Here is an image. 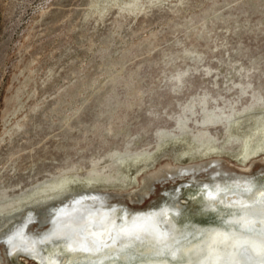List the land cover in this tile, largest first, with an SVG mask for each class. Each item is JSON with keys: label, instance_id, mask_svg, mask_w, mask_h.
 I'll list each match as a JSON object with an SVG mask.
<instances>
[{"label": "rangeland", "instance_id": "obj_1", "mask_svg": "<svg viewBox=\"0 0 264 264\" xmlns=\"http://www.w3.org/2000/svg\"><path fill=\"white\" fill-rule=\"evenodd\" d=\"M213 161L264 180V0H0V233L83 192L173 204L190 179L117 197ZM203 188L183 190L186 232L229 215L201 208ZM137 253L110 264L169 258Z\"/></svg>", "mask_w": 264, "mask_h": 264}, {"label": "bare ground", "instance_id": "obj_2", "mask_svg": "<svg viewBox=\"0 0 264 264\" xmlns=\"http://www.w3.org/2000/svg\"><path fill=\"white\" fill-rule=\"evenodd\" d=\"M255 165L232 177L231 170H224L219 161L165 169L149 178L146 195H138L141 189L129 197H117L141 205L156 193L158 185L190 179V184L175 191L173 204L148 211L126 210L112 204L116 197L108 195L91 198L94 193L76 194L64 205H50L24 217L20 213L7 217L13 227L0 233V243L6 248L7 259L27 255L42 264H110L116 259L137 258L139 248L151 255H169L143 264H264V180L248 175ZM204 174L209 181L201 180ZM194 185L204 187L191 194L202 209L229 215L221 225L198 226L201 228L193 234L177 219L182 215L183 190ZM40 215L45 216L40 219ZM183 235L189 239L175 248Z\"/></svg>", "mask_w": 264, "mask_h": 264}]
</instances>
